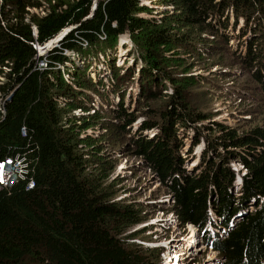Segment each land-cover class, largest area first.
<instances>
[{
    "label": "trees",
    "instance_id": "16d2710c",
    "mask_svg": "<svg viewBox=\"0 0 264 264\" xmlns=\"http://www.w3.org/2000/svg\"><path fill=\"white\" fill-rule=\"evenodd\" d=\"M143 1L66 0L38 17L27 11L40 8L33 0H0V161L20 155L28 164L26 181L0 189V264L159 263V249L126 242V231L142 221L140 212L132 203L113 201L103 147L86 134L100 114L79 101L85 90H97L86 78L89 55L114 51L123 35L140 50L137 100L148 104L140 116L124 102L126 83L110 86L117 100L107 111L113 130L120 138L129 135L134 153L160 181H168L170 212L181 226L206 232L204 245L224 257V264H264V127L239 134L211 122L193 111L182 89L201 79L187 75L192 67L184 63L187 54L199 55L190 49L192 29L213 30L234 57L227 32L232 29L241 39L249 35L237 59L264 98V0H180L176 26L170 18L149 19L152 11ZM66 28L72 29L38 56L36 47L48 48ZM79 54L87 60L82 67L70 58ZM174 68L183 71L178 82ZM158 80L171 85L170 94L150 109ZM76 111L81 115L74 116ZM200 142L202 155L189 171L184 165ZM231 162L245 170L236 197ZM95 164L102 170L95 173ZM27 181L34 183L30 190ZM211 213L229 230L213 241L204 231L214 226Z\"/></svg>",
    "mask_w": 264,
    "mask_h": 264
},
{
    "label": "rangeland",
    "instance_id": "374dc122",
    "mask_svg": "<svg viewBox=\"0 0 264 264\" xmlns=\"http://www.w3.org/2000/svg\"><path fill=\"white\" fill-rule=\"evenodd\" d=\"M33 1L40 5V8L27 9V11L29 14L41 17L51 10L55 4L63 3L66 0ZM157 1L159 0H144L142 2L143 6H148L152 11V15L148 18H170L174 26H176L175 21L181 18V1ZM143 16L146 17L145 15ZM192 30L193 32L195 31L193 34L190 33L193 36L194 46L190 49L198 51L199 55L196 56L195 54V56H192V53L187 54L184 63H186L187 67H192L187 75L201 79H199L200 83L196 86L182 89L185 90L183 94L187 101L191 103L190 106L193 107V111L208 116L211 122H222L229 127L235 128L239 134L246 133L252 127H264V98L260 89L256 87V83L250 80L248 72L241 67L237 59L239 51L242 50L245 41L249 39V35L241 39V32H238V30L229 29L227 31L232 38L230 42V46L233 47L232 52L237 53L233 57V53L231 54L229 50L226 52L224 43L215 38L217 35L213 30L205 31L204 29L200 33L199 28ZM174 31L186 32V30L180 29ZM116 44L114 51L103 55L98 50L95 51L93 55H89L88 62L84 60L81 56L82 54L74 55V58H70L80 67L83 66V62L89 63L91 66L86 71V78L92 80L94 85L98 84L96 85L97 90H94L95 92L85 90L83 96H81L83 98H80L79 101L85 107H91L100 114V119L94 130L88 131L86 134L96 137V143L103 147L101 155H104L105 160L108 162L106 166L107 180L105 183L111 187V191L114 193L113 201L132 203L140 212L142 221L126 231L124 234L125 236L127 235L126 242L128 244H140L148 249H159L161 253L158 252V264H176V256L180 255L179 264H224V257L204 245V239L202 238L205 237L206 232L203 234L200 230H196L190 225L181 226L177 222L175 215L170 212L173 198L165 186V183L169 185L168 181L165 183L160 181L156 172L148 166L145 158L134 153L129 135L120 138L116 131L113 130L114 119L107 114V111H111V107L117 104L116 98L110 96L111 94L108 92L112 91L111 87L113 84L122 83V81H124V84L126 83L121 88V92L124 94L123 97H125L124 102L126 106L129 105L134 111H137L136 114L140 115V113H143L145 111L144 108L148 104L146 100H137V74L143 66L138 63L139 67L135 59L139 55L140 50L136 48L127 35L119 37ZM43 46L36 47L38 56L45 55L52 47L51 45L48 50H43ZM86 46L84 50L87 49ZM174 51L176 53L183 52L179 48L174 49ZM166 66L163 67L165 68ZM171 72L173 78L178 82L183 71L174 68ZM131 74L135 77H129ZM161 83L158 80L157 84L154 85V93L157 100L149 103L150 109L157 108L167 102L166 97L170 94L171 85L166 82ZM99 94H103L102 97ZM73 115L78 116L81 113L76 111ZM139 120L141 121L142 118H139ZM140 121L134 124V128L129 131L130 135L135 132V127ZM203 124L208 125L206 122ZM201 128H203V125ZM146 136L150 137L151 133L148 132ZM186 138V145L188 146L190 136L187 135ZM203 148L204 144L202 142L194 147L184 168L190 171L198 164ZM187 150L188 147L182 151V155L185 158ZM219 150L222 149L220 148ZM95 166L96 164L92 166V170L96 169L95 173L102 170L100 167ZM229 166L235 173L234 188H232L233 191L231 190V192L236 197L240 190L236 180L238 176L240 177V173L243 174L245 170L235 162L229 163ZM237 220L238 218H236ZM212 233L210 230L211 241L214 238H221L220 234L213 235ZM185 244H191L190 252H186L184 249L183 245Z\"/></svg>",
    "mask_w": 264,
    "mask_h": 264
},
{
    "label": "built area",
    "instance_id": "2783aa9c",
    "mask_svg": "<svg viewBox=\"0 0 264 264\" xmlns=\"http://www.w3.org/2000/svg\"><path fill=\"white\" fill-rule=\"evenodd\" d=\"M39 67H44L43 61L38 63ZM24 129H21V135H24ZM28 175V164L24 156L15 155L13 158L4 159L0 161V189H10L18 182L26 181ZM34 187L32 181L26 182V190ZM229 230L226 228H219L215 230L216 234L224 237Z\"/></svg>",
    "mask_w": 264,
    "mask_h": 264
},
{
    "label": "bare ground",
    "instance_id": "6f19581e",
    "mask_svg": "<svg viewBox=\"0 0 264 264\" xmlns=\"http://www.w3.org/2000/svg\"><path fill=\"white\" fill-rule=\"evenodd\" d=\"M60 38H62V37L60 36ZM60 38H59V37H58V38H55V39H54L55 42L52 43V46L55 45V44L60 40ZM50 46H51V45H50ZM49 48H50V47H49ZM190 228H191V227H190ZM188 229H189V228H188ZM184 256H185V254H184ZM180 257H181V255H180V256H176V264H179V263H180Z\"/></svg>",
    "mask_w": 264,
    "mask_h": 264
},
{
    "label": "water",
    "instance_id": "95a60500",
    "mask_svg": "<svg viewBox=\"0 0 264 264\" xmlns=\"http://www.w3.org/2000/svg\"><path fill=\"white\" fill-rule=\"evenodd\" d=\"M69 29H70V28H66V29H64L59 35L56 36V38H58V37L60 38V36L62 37L67 31H69ZM60 39H61V38H60ZM56 44H57V43H56ZM43 47H44V46H43ZM50 47H51V46H50ZM42 49H43V50H44V49L48 50L49 48H46V47H45V48H42Z\"/></svg>",
    "mask_w": 264,
    "mask_h": 264
},
{
    "label": "clouds",
    "instance_id": "9594fccd",
    "mask_svg": "<svg viewBox=\"0 0 264 264\" xmlns=\"http://www.w3.org/2000/svg\"><path fill=\"white\" fill-rule=\"evenodd\" d=\"M243 174H244V173H243ZM243 174L240 173V176L242 177ZM239 187H240V186H239Z\"/></svg>",
    "mask_w": 264,
    "mask_h": 264
}]
</instances>
